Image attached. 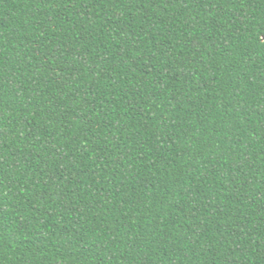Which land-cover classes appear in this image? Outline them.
<instances>
[{
  "label": "trees",
  "instance_id": "1",
  "mask_svg": "<svg viewBox=\"0 0 264 264\" xmlns=\"http://www.w3.org/2000/svg\"><path fill=\"white\" fill-rule=\"evenodd\" d=\"M0 264H264V0H0Z\"/></svg>",
  "mask_w": 264,
  "mask_h": 264
}]
</instances>
